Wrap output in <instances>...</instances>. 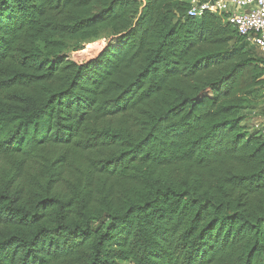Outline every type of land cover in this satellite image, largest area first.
<instances>
[{"label": "trees", "instance_id": "obj_1", "mask_svg": "<svg viewBox=\"0 0 264 264\" xmlns=\"http://www.w3.org/2000/svg\"><path fill=\"white\" fill-rule=\"evenodd\" d=\"M191 6L0 0V264H264V56Z\"/></svg>", "mask_w": 264, "mask_h": 264}, {"label": "built area", "instance_id": "obj_2", "mask_svg": "<svg viewBox=\"0 0 264 264\" xmlns=\"http://www.w3.org/2000/svg\"><path fill=\"white\" fill-rule=\"evenodd\" d=\"M234 5L231 10L228 5ZM207 10L228 13L227 20L246 41L264 52V0H228V2L198 1L189 8L188 15L201 17Z\"/></svg>", "mask_w": 264, "mask_h": 264}, {"label": "rangeland", "instance_id": "obj_3", "mask_svg": "<svg viewBox=\"0 0 264 264\" xmlns=\"http://www.w3.org/2000/svg\"><path fill=\"white\" fill-rule=\"evenodd\" d=\"M117 37L115 36H103L93 42L86 44L82 49L78 51L68 52L71 59L82 63L95 58L107 45L109 41H115ZM116 42V41H115ZM245 120L243 125L245 130L252 132L256 130L263 129L264 127V116L259 107H253L243 110Z\"/></svg>", "mask_w": 264, "mask_h": 264}, {"label": "crops", "instance_id": "obj_4", "mask_svg": "<svg viewBox=\"0 0 264 264\" xmlns=\"http://www.w3.org/2000/svg\"><path fill=\"white\" fill-rule=\"evenodd\" d=\"M192 4H194V3H196V2H198V1H205V0H189ZM214 1H217V2H219V1H223V2H228V0H214ZM230 8H231V10H234V9H236L235 8V6L234 5H228ZM259 51H260V53L264 56V52H262L260 49H258Z\"/></svg>", "mask_w": 264, "mask_h": 264}]
</instances>
